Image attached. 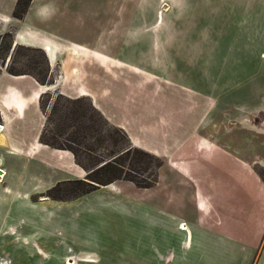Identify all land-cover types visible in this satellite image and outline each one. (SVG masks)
I'll use <instances>...</instances> for the list:
<instances>
[{
  "label": "crops",
  "instance_id": "crops-1",
  "mask_svg": "<svg viewBox=\"0 0 264 264\" xmlns=\"http://www.w3.org/2000/svg\"><path fill=\"white\" fill-rule=\"evenodd\" d=\"M18 1L0 0V33L12 31L15 45L43 50L51 68H59L51 85L60 94L89 98L111 124L127 133L131 144L167 160L178 176L162 183L166 176L161 175L158 185L184 190L188 181L200 180L195 175H212L213 180L220 175L219 185L227 186L224 175H251L264 190L257 169L264 166L258 151L262 141L258 132L264 131V124L252 121L245 127L237 122L245 115L264 114V0H152L154 26L134 34L133 5H138L134 10L142 19V5L149 0H31L20 18L14 14ZM230 85L235 99L233 90L228 93ZM48 86L32 75L0 71L2 167L8 158L44 167L56 160L66 165L63 175H84L71 151L40 141L44 127L40 98ZM229 118L233 122L228 123ZM238 131L252 133L251 157L257 158L244 155V136ZM140 133L150 134L158 145L145 146ZM228 161L233 166L230 174L225 167ZM213 189L218 190L211 182L209 190ZM201 192L196 189L191 196L204 213L221 209V191L215 196ZM260 217L258 232L237 239L235 254L230 250L233 239H220L221 262L264 264V243L258 252L264 210ZM156 223L163 230L164 222ZM191 226L173 221L166 227L178 240L176 264H190L185 260L195 244ZM206 235L204 230L201 239ZM185 238L191 247L183 246ZM197 249L194 260L203 253L209 260L214 258L204 245Z\"/></svg>",
  "mask_w": 264,
  "mask_h": 264
},
{
  "label": "rangeland",
  "instance_id": "rangeland-1",
  "mask_svg": "<svg viewBox=\"0 0 264 264\" xmlns=\"http://www.w3.org/2000/svg\"><path fill=\"white\" fill-rule=\"evenodd\" d=\"M150 1L152 0H149V4L142 5V19L138 18L139 10H134L138 5H133V34L141 28L154 26L155 4ZM12 39L14 40L12 31L0 33V71H28L41 80L50 79V83H53L59 74V68L48 70L45 52L26 48H17L13 52L10 48ZM10 55L12 60L7 69L4 59L8 63ZM84 60L90 64L88 57ZM86 73L89 76L91 74L88 70ZM46 85L50 86L43 89L53 96L58 109L54 112L47 109V117H43L42 132L51 142L78 150L80 159L88 168L99 160L111 158L131 144L124 130L110 122V127H106L92 113L87 102L70 103L66 99L69 97L62 96L55 89L56 85ZM233 86L230 85L227 90L228 93L233 90L231 97L235 99ZM258 98L259 101L260 96ZM49 99L48 95L43 97L45 103ZM82 111L85 113L82 119L90 120L86 123V129L81 127L80 118L74 120ZM241 118L237 122L245 127L252 121L264 124V114L255 117L245 115ZM232 120L229 118L228 123L233 122ZM36 130L35 127L29 133V139ZM238 134L244 136V155L257 158L255 155L251 157L254 149H251V141L248 139L252 133L238 131ZM258 134L262 135L258 151L264 157V131ZM138 136L145 146L158 145L156 139L148 133H140ZM27 143L28 146L31 145L30 140ZM157 157L161 159L162 166L156 180L149 182V187L142 184L152 177L155 161L143 153L133 152L129 156H122L120 162L123 168L119 167L117 172L110 174H119L131 180L119 179L97 189L88 184L93 181L87 178L86 169L84 175H63L66 165L56 160H50L51 163L46 164V167L35 162L17 164L8 158L3 168V163L0 162V171L4 172V176L0 177V261L3 264H176L178 240L166 227L173 221H185L192 224L195 239V244L189 251L190 257L185 261L190 264H224L217 257L222 246L220 239L231 237L234 242L230 250L235 254L237 239L251 238L258 232V221L264 210V190L260 183L251 175H224L228 183L227 186H221L219 180H216L220 175H216L215 180L211 179L212 175H195L200 180L192 184L188 181L184 190L179 189V186L163 188L161 182L171 183L178 175L167 160ZM225 167L228 174L233 172L231 161ZM257 169L264 183V166L257 165ZM25 172L39 175H22ZM161 175L166 178L158 185ZM211 182L217 187V192L209 190ZM196 189L201 190V193L211 192L213 196L221 191V209L218 207L211 213H204L192 199L191 195L195 194ZM86 190L91 191L85 192ZM206 208L209 209L210 205ZM243 211L245 212L242 214ZM157 221L164 222L163 230L158 228L161 224L158 225ZM182 228L186 229L185 225ZM204 230L208 235L206 239H201ZM262 236L258 252L264 243V235ZM184 243V247H191V243H188L189 246L186 244V238ZM201 245L214 258L209 260L203 253L198 255L201 256L200 259L194 260V251L198 253L197 248ZM90 257L94 261H86ZM236 263L234 260L232 264Z\"/></svg>",
  "mask_w": 264,
  "mask_h": 264
},
{
  "label": "trees",
  "instance_id": "trees-1",
  "mask_svg": "<svg viewBox=\"0 0 264 264\" xmlns=\"http://www.w3.org/2000/svg\"><path fill=\"white\" fill-rule=\"evenodd\" d=\"M31 0H19L18 1V4H17V7H16V10H15V17H21L23 16V14L25 13L29 3H30ZM7 36H10L9 33H6ZM10 48H12L13 52L17 49V48H26L28 50H40L39 48H34V47H25L23 45H15L14 43V40L12 39L11 40V44H10ZM43 51V50H42ZM9 57V56H8ZM12 60V55H10L9 57V62L7 63L6 62V59H4L5 61V64H6V68L8 69L9 68V63L11 62ZM46 65H47V68L48 70L50 71L51 70V66L49 64V61H48V58L46 60ZM9 73L11 74H14V75H22V74H28V75H32L33 77L36 78V80L43 84V85H46V84H53L52 82L50 83V79L44 81V80H41L39 79L38 77L34 76V74L28 72V71H20V72H17V71H14V70H10L8 69ZM51 73V72H50ZM48 95V97H50L48 103H45L44 100H43V97ZM64 96V95H62ZM65 97V96H64ZM68 100V102L70 103H73V104H78V103H83V102H87L90 110L92 111V113H94L100 121H102L103 124L106 125V127H110V123L109 121L103 116V114L101 112H99L92 104V102L85 98V97H80V98H76V99H70V98H66ZM53 96L52 95H49L48 92H45L41 95V98H40V107H41V110L43 112V114L47 117V109L50 110V112H54L56 111L57 108V104H56V101L53 102ZM85 117V113L84 111H82L80 113L79 116H76L74 117V120L77 118H80L79 122L82 123V126L83 128H87L88 125L86 123H88V121L90 120H83L82 118ZM40 141L46 145H49L53 148H57V149H66V150H70L73 154H74V157H75V160L77 162V164L81 165L84 169H86L88 171V174H87V178L90 179L91 181L93 182H88V184H90V186L93 187V189H97L99 188L101 185H107V184H110V183H113L119 179H128V180H131L129 178H126L124 176H121V175H110L111 173L113 172H117L119 170V167L123 168V164L120 162V158L122 156H129L131 155L133 152H140V153H143L145 154L146 156H148L150 159H152L153 161H155V164L153 166V169L154 171L151 173L152 177H149L147 178L148 180L144 181L145 184H142V186L144 187H149L151 185V183L149 182H153L155 181L156 179V176H157V173H158V170L159 168L162 166V161L161 159H159V157H157L156 155L154 154H151L149 153L148 151H144V150H141L139 148H136V147H133L131 144L118 151L116 154H114L111 158L109 159H103V160H99L98 162L95 163V165L91 168H88L84 163L83 161L80 159L79 157V154H78V150L74 149L73 147H70V146H64V145H61L59 143H55V142H51L49 139H47L45 137V133L44 131L41 133V136H40ZM157 169V170H156ZM97 175H101L100 177H98ZM91 190H86L85 192H89Z\"/></svg>",
  "mask_w": 264,
  "mask_h": 264
},
{
  "label": "bare ground",
  "instance_id": "bare-ground-1",
  "mask_svg": "<svg viewBox=\"0 0 264 264\" xmlns=\"http://www.w3.org/2000/svg\"><path fill=\"white\" fill-rule=\"evenodd\" d=\"M4 129H5L4 126L0 124V143H2L4 141V134H3ZM3 176H4V172L0 171V177H3ZM86 261H94V260H93V258L90 257V258L86 259ZM69 263H71V261Z\"/></svg>",
  "mask_w": 264,
  "mask_h": 264
}]
</instances>
